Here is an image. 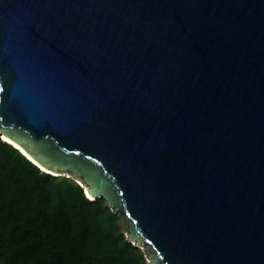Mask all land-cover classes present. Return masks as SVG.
Wrapping results in <instances>:
<instances>
[{
	"label": "water",
	"instance_id": "1",
	"mask_svg": "<svg viewBox=\"0 0 264 264\" xmlns=\"http://www.w3.org/2000/svg\"><path fill=\"white\" fill-rule=\"evenodd\" d=\"M0 135L148 264H264V0H0Z\"/></svg>",
	"mask_w": 264,
	"mask_h": 264
},
{
	"label": "trees",
	"instance_id": "2",
	"mask_svg": "<svg viewBox=\"0 0 264 264\" xmlns=\"http://www.w3.org/2000/svg\"><path fill=\"white\" fill-rule=\"evenodd\" d=\"M122 221L0 135V264H148Z\"/></svg>",
	"mask_w": 264,
	"mask_h": 264
},
{
	"label": "rangeland",
	"instance_id": "3",
	"mask_svg": "<svg viewBox=\"0 0 264 264\" xmlns=\"http://www.w3.org/2000/svg\"><path fill=\"white\" fill-rule=\"evenodd\" d=\"M122 223H124V221H122ZM125 224V223H124Z\"/></svg>",
	"mask_w": 264,
	"mask_h": 264
}]
</instances>
